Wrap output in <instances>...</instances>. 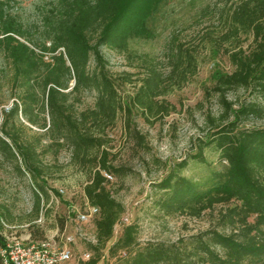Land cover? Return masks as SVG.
Returning a JSON list of instances; mask_svg holds the SVG:
<instances>
[{
  "label": "trees",
  "instance_id": "obj_1",
  "mask_svg": "<svg viewBox=\"0 0 264 264\" xmlns=\"http://www.w3.org/2000/svg\"><path fill=\"white\" fill-rule=\"evenodd\" d=\"M15 1L0 0V52L10 62V80L22 89V94L4 113L0 164L9 163L22 175L30 173L39 191L47 196L35 180L42 175L38 145L22 138V123H16L21 114L29 124L44 129L51 141L68 146L76 162L93 165L83 193L90 204L100 209L94 221L98 246L92 247L102 248L124 211L107 189L109 182L103 172L119 176L127 170L112 166L104 148L108 141L106 129L125 108L115 83L103 70L99 48L124 51L132 39L155 37L151 21L167 0H56L42 14L40 38L35 40L31 37L37 26L24 25L11 12ZM260 19L264 20V0H243L232 13L233 23L253 29L256 38L261 31L257 22ZM91 56L98 68L90 69ZM229 59L233 71L218 75L210 88L218 95L223 111L218 122L210 119L214 127L211 138L201 141L191 157L205 162L202 148L212 144L225 164L211 170L205 179L194 180L183 174L187 159H182L154 186L161 192L157 207L165 215L198 217L216 204L235 202L221 216L222 223L226 221L223 225L231 227L230 232L209 229L194 235L187 244L146 242L134 248L136 225L128 224L109 249L112 255L126 250V255L120 257L123 264H264V127H240L244 122L264 119V42H258L248 54L233 52ZM170 67L164 74L155 62L146 65L145 77L131 105L141 109L147 119L162 118L173 111V106L157 98L168 80L170 88L195 71L192 56L183 57L177 51L172 54ZM240 87L250 89L260 101L244 102L233 113L234 119L229 120L233 103L225 95ZM81 90L95 92L94 107L75 112L68 95ZM37 105L44 115L41 124L33 109ZM40 192L34 193L36 211ZM2 217L4 213L0 211ZM98 259L93 257L87 264H96Z\"/></svg>",
  "mask_w": 264,
  "mask_h": 264
},
{
  "label": "rangeland",
  "instance_id": "obj_2",
  "mask_svg": "<svg viewBox=\"0 0 264 264\" xmlns=\"http://www.w3.org/2000/svg\"><path fill=\"white\" fill-rule=\"evenodd\" d=\"M56 0H16L10 10L24 24H35L32 39L40 38L38 28L42 14ZM243 0H167L154 14L151 24L155 37L132 39L127 50L118 51L101 46L104 72L113 80L124 111L117 113L114 124L106 129L109 162L114 167L127 170L125 175L113 176L106 187L112 197L123 205L124 211L113 228L111 238L105 246L94 249L96 243L82 240L76 234L73 210L83 204V187L89 181L91 164L82 165L72 158L66 145L51 141L44 129L29 124L19 114L17 124L22 138L38 145L42 175L35 180L43 186L47 196L40 192L30 173L19 174L9 163L0 164V237L3 243L4 222L15 226L13 231L23 238L39 240L52 235L63 237L76 235L73 250L77 255L89 251L99 256L96 264H123L120 257L126 250L110 253L111 245L121 236L128 224L136 225V248L146 242H164L183 245L194 235L209 229L229 233L231 227L223 225L221 216L229 204H216L198 217L185 214L165 215L157 207L161 192L154 186L170 169L182 159H187L183 174L194 180H203L211 170H219L225 164L219 159V151L211 144L202 148L205 162L191 158L199 150L201 141L208 142L214 130L213 122L222 113L218 95L210 88L218 75L233 71L229 55L233 52L248 54L258 42H264V20L256 38L253 29L242 28L232 21V13ZM237 27V30L235 28ZM190 54L195 71L179 85L166 89L157 98L173 106V111L162 118L148 117L141 109L132 106V97L145 77L146 65L155 62L164 74L170 71L172 54ZM47 58V57H46ZM91 56L90 69L98 68ZM12 67L0 52V126L4 113L18 101L22 89L10 80ZM73 82H71V85ZM233 103L229 120L241 104L259 100L250 89L243 87L228 91L225 95ZM68 102L75 112L93 108L95 92L81 90L68 95ZM130 108V113L127 112ZM39 124L43 114L39 107L33 108ZM46 116V114H45ZM47 118V116H46ZM48 122V119H47ZM11 119H9V124ZM242 128L264 127V119L247 121ZM137 134V136H136ZM35 192H40V204L34 207ZM252 220V219H250ZM88 236L95 227L82 226ZM1 264V262H0Z\"/></svg>",
  "mask_w": 264,
  "mask_h": 264
},
{
  "label": "built area",
  "instance_id": "obj_3",
  "mask_svg": "<svg viewBox=\"0 0 264 264\" xmlns=\"http://www.w3.org/2000/svg\"><path fill=\"white\" fill-rule=\"evenodd\" d=\"M107 182L113 180V176L108 172H103ZM83 204L80 208H75L72 212L74 222L77 225L76 234L82 240H87L95 245L97 238L95 231L91 236L84 231L83 225L92 224L98 217L99 207L89 203L83 194ZM4 224L3 243L0 246L1 264H87L93 256L89 251L77 255L73 250L76 244V235L69 234L63 237L52 235L44 239L34 240L29 236L23 238L17 235L13 229L15 226ZM125 256V252H123Z\"/></svg>",
  "mask_w": 264,
  "mask_h": 264
}]
</instances>
